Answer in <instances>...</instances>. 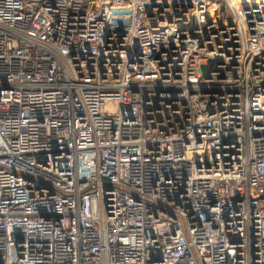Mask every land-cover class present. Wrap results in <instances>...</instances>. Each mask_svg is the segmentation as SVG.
I'll list each match as a JSON object with an SVG mask.
<instances>
[{"label":"built area","instance_id":"1","mask_svg":"<svg viewBox=\"0 0 264 264\" xmlns=\"http://www.w3.org/2000/svg\"><path fill=\"white\" fill-rule=\"evenodd\" d=\"M255 2L0 0V264H264Z\"/></svg>","mask_w":264,"mask_h":264},{"label":"bare ground","instance_id":"2","mask_svg":"<svg viewBox=\"0 0 264 264\" xmlns=\"http://www.w3.org/2000/svg\"><path fill=\"white\" fill-rule=\"evenodd\" d=\"M250 8H255L257 10H262L264 8L263 3H248L247 5Z\"/></svg>","mask_w":264,"mask_h":264},{"label":"rangeland","instance_id":"3","mask_svg":"<svg viewBox=\"0 0 264 264\" xmlns=\"http://www.w3.org/2000/svg\"><path fill=\"white\" fill-rule=\"evenodd\" d=\"M243 1V0H242ZM252 1H257V0H252ZM263 2H264V0H262ZM261 1L259 0V3H260ZM238 3V2H237ZM256 3V2H255ZM259 11H262V10H259Z\"/></svg>","mask_w":264,"mask_h":264}]
</instances>
